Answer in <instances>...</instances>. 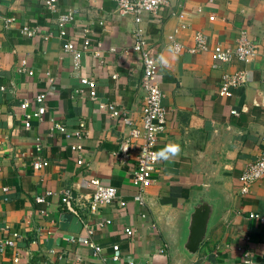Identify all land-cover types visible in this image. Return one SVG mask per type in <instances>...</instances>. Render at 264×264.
<instances>
[{
	"label": "crops",
	"instance_id": "1",
	"mask_svg": "<svg viewBox=\"0 0 264 264\" xmlns=\"http://www.w3.org/2000/svg\"><path fill=\"white\" fill-rule=\"evenodd\" d=\"M44 1L0 0L3 14L14 19L8 29L0 25V239L17 236L13 248L0 251V264H171L169 245L179 236L187 206L203 193L217 202V214L197 254L175 264H264V223L248 218L264 217V177L248 193L239 192L243 169L264 150V0H168L156 16H142L148 52L159 58L157 80L167 112L155 146L154 181L143 192L142 205L133 200L136 151L126 159L117 156L127 129L98 107L113 104L139 125L143 68L132 51L133 20L116 14L114 0H56L55 11ZM71 9L77 12L67 40L82 52L76 69L56 27L57 14ZM180 24L185 48L194 45L196 32L207 36L210 47L232 48L246 31L256 55L247 65L213 69L206 52L175 54L167 36ZM25 27L38 29L36 36H23ZM84 28L90 32L83 52ZM47 33L53 36L44 41ZM241 69L248 72L247 85L234 89L231 98L219 97L221 75ZM81 78L94 81L97 101L89 99ZM40 94L46 112L25 129V115L36 108L23 111L20 105ZM234 110L238 115L231 114ZM56 122L66 133L82 122V139L51 131ZM75 144L82 145L81 153L71 151ZM177 145L178 152L160 155ZM38 159L47 167L34 170ZM92 179L119 192V199L97 215L78 208L101 257L78 241L64 240L85 232L80 219L64 209L62 194L88 199ZM40 196L42 204L36 203ZM125 228L134 230L132 239ZM115 244L117 262L111 259Z\"/></svg>",
	"mask_w": 264,
	"mask_h": 264
},
{
	"label": "built area",
	"instance_id": "2",
	"mask_svg": "<svg viewBox=\"0 0 264 264\" xmlns=\"http://www.w3.org/2000/svg\"><path fill=\"white\" fill-rule=\"evenodd\" d=\"M45 8L48 11L56 10V0H45ZM115 12L119 17H131L134 24L132 31L133 46L132 51L137 54L142 62V78L140 87L144 92L143 103L141 109V117L139 125L133 121V119L122 109H119L113 104L99 103V109L108 113L110 118L118 119L126 129V135L119 143V150L117 156L119 159H126L132 151H136L135 156V170L133 172L132 184L137 189L136 194L133 196V200L139 204H143L142 195L143 192L148 189L154 181L153 173L155 165L158 161V155L155 150V146L160 135L164 132L167 122V112L162 105L163 93L160 89L157 75L159 68V58L152 57L147 49V43L145 41L144 34L140 28L143 15H149L154 17L158 14V11L169 5L168 0H114ZM200 11V10H199ZM75 10H66L63 13H58L56 17L57 37L62 41V50L67 53L71 59L73 68L76 69L79 66L82 52L76 48V45L67 40L68 28L73 24ZM183 18L182 15L178 16L179 21ZM210 21L214 20V17L209 18ZM14 23L13 17L6 16L2 12V5L0 3V25L3 29H8ZM185 29V25L180 24L176 27L171 34L167 36L168 48L175 54H180L184 51L190 54H196L206 52L210 56L212 62V68L216 69L220 65L229 63H239L243 65L249 64L256 55V47L254 43L249 39L246 31H240L236 39L235 46L232 48L223 47L220 45H214L210 47L208 44L207 36L202 32H196L193 35L194 45L189 48H185L179 40V35L182 30ZM36 28L25 27L22 29L23 36L34 37L37 34ZM90 30L83 29V46L82 51L88 49ZM53 35L47 33L42 36L44 41L49 40ZM26 63L22 62V71L25 70ZM28 75H32V72H28ZM248 72L245 69L236 70L234 72H225L221 75L217 93L218 96L227 99L231 98L233 90L245 87L247 85ZM49 76V74H47ZM80 83L88 88L89 99L91 101H97L96 86L94 81H90L87 78H81ZM45 96L43 94L36 95L33 99H25L20 105L21 109L25 111L28 107H35L31 114L25 115V129L30 128L31 119L41 121L46 108L43 105ZM232 115H238L237 111H231ZM84 124L81 122L79 129L73 133H66L61 123H54L51 131H57L62 133L66 139L74 137L78 141L82 139ZM139 141V143H138ZM264 142V139H263ZM71 151L81 153L82 145L75 144L70 146ZM78 165H82V161H77ZM48 162L38 159L33 162V169L40 170L46 168ZM264 177V150L257 156V158L251 163L247 164L243 169L240 177L239 192L246 194L254 183ZM90 186L93 187V192L89 195L88 199H82L81 197L72 195L71 192L65 191L61 197V203L64 209L78 217L83 224L85 235L76 239L74 237H65L64 240L74 243L79 242L84 246H88L93 250V254L97 257H101L102 248L91 240L92 229L81 219L78 208L86 207L91 215H97L98 210L102 207L112 204L119 199L118 190L105 184L99 179H92ZM7 190V189H4ZM50 193H46L49 195ZM45 202V197L40 196L36 198V203L42 204ZM124 201H120L121 207L125 206ZM249 219L258 220L260 223H264V217L258 214H250ZM97 226H103L104 223L99 221ZM105 224H110L106 221ZM125 235L132 239L135 235L132 228H125L123 230ZM16 235H13L11 239H0V251L4 252L7 249H11L15 246L14 239ZM111 259L114 262L119 261L120 248L117 244L111 246Z\"/></svg>",
	"mask_w": 264,
	"mask_h": 264
},
{
	"label": "water",
	"instance_id": "3",
	"mask_svg": "<svg viewBox=\"0 0 264 264\" xmlns=\"http://www.w3.org/2000/svg\"><path fill=\"white\" fill-rule=\"evenodd\" d=\"M218 204L203 193L187 206L181 223L180 233L168 251L171 264L179 258L194 257L206 240L217 214Z\"/></svg>",
	"mask_w": 264,
	"mask_h": 264
},
{
	"label": "clouds",
	"instance_id": "4",
	"mask_svg": "<svg viewBox=\"0 0 264 264\" xmlns=\"http://www.w3.org/2000/svg\"><path fill=\"white\" fill-rule=\"evenodd\" d=\"M179 150H180V149H179V146L177 145V146L171 147V148H169V149H166V150H165V153H161L160 155H165V154L168 153V152L176 153V152H178Z\"/></svg>",
	"mask_w": 264,
	"mask_h": 264
}]
</instances>
